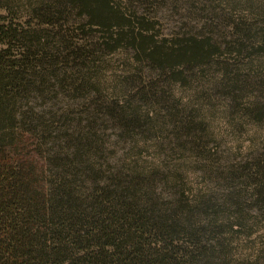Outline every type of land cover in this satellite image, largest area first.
I'll list each match as a JSON object with an SVG mask.
<instances>
[{"label": "trees", "instance_id": "16d2710c", "mask_svg": "<svg viewBox=\"0 0 264 264\" xmlns=\"http://www.w3.org/2000/svg\"><path fill=\"white\" fill-rule=\"evenodd\" d=\"M151 4L0 0V264L225 263L221 237H203L217 224L215 205L162 197L158 172L101 157L105 124L127 139L145 126L130 106L91 97L101 57L124 49L136 64L146 63L148 81L138 80L132 98L153 105L162 98L152 77L181 74L218 56L203 35H160L140 12ZM229 26L241 55L252 25L238 17ZM72 27L90 32L89 40L67 41ZM249 115L263 121L264 105ZM242 175L253 180L264 223V165L254 162ZM225 204L239 213L233 193ZM259 252L250 264H264V242Z\"/></svg>", "mask_w": 264, "mask_h": 264}, {"label": "rangeland", "instance_id": "374dc122", "mask_svg": "<svg viewBox=\"0 0 264 264\" xmlns=\"http://www.w3.org/2000/svg\"><path fill=\"white\" fill-rule=\"evenodd\" d=\"M150 1L140 12L160 35H203L216 45L218 56L181 74L152 77L150 84L165 99L153 105L132 98L138 80L148 81L146 63L136 64L124 49L101 57L91 97L130 106L145 125L127 139L111 122L105 124L98 134L105 148L101 157L111 165L125 160V165L158 172L162 197L187 199L192 206L210 201L219 212L213 218L217 224L203 237H221L228 254L221 264H250L260 256L264 242V223L250 186L253 180L242 175L254 162L264 165V120L257 122L249 115L255 105H264V0ZM238 17L249 28L252 25L241 55L234 52L237 35L229 26ZM76 29L67 30V41L89 40L90 32ZM77 108L70 112L80 111ZM191 125L194 132L189 135ZM230 193L238 201L240 216L225 204ZM233 223H240L242 229H231Z\"/></svg>", "mask_w": 264, "mask_h": 264}]
</instances>
